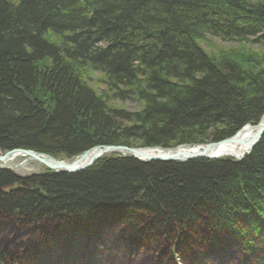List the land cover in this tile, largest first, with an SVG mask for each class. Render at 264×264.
I'll list each match as a JSON object with an SVG mask.
<instances>
[{"label":"trees","instance_id":"1","mask_svg":"<svg viewBox=\"0 0 264 264\" xmlns=\"http://www.w3.org/2000/svg\"><path fill=\"white\" fill-rule=\"evenodd\" d=\"M209 37L264 44V0H0V151L174 149L258 124L264 54L214 56ZM0 264H264V135L242 161L0 170Z\"/></svg>","mask_w":264,"mask_h":264},{"label":"water","instance_id":"2","mask_svg":"<svg viewBox=\"0 0 264 264\" xmlns=\"http://www.w3.org/2000/svg\"><path fill=\"white\" fill-rule=\"evenodd\" d=\"M247 127H252L257 129V134L255 138L252 141H249L250 148L249 151L242 157L237 158L231 155H226V156H211L209 154L210 148L212 147H220V146H226L230 144H237L241 143V140L238 138L239 133L244 130ZM239 133H237L234 137L226 139L222 142L219 143H214V144H209V145H200L198 147H203L202 151L199 153H193V154H188L184 156H179V155H174V156H147L142 154L140 149L136 148H128V147H122V146H103V147H98L95 149H92L90 151H95L92 157L87 160L86 162L82 163H74V164H65L64 162H60L59 160H56L55 158L37 153L34 151H25V150H13L11 152H8L4 155H0V169H6L7 167L1 166L2 163L7 162L9 158H11L14 154H19L22 156H26L29 161L33 162H38L40 164H44L48 167L49 170L55 172V173H67V174H75L81 171H84L90 167H92L97 161L103 158V156L107 154H114L117 153L120 157L126 158V157H133L137 158L138 160L141 161H146V162H152V161H159V162H170V161H176V162H189L195 159H208V160H220V159H225V158H231L236 161H242L247 157L248 155L251 154L255 146L260 142L261 138L264 135V115L260 122L253 126V125H247L242 129ZM181 147H186V146H180ZM177 148V149H178ZM154 149H161L163 151H169L173 149H163V148H154ZM90 151L83 153L82 155H86L90 153ZM28 161V162H29Z\"/></svg>","mask_w":264,"mask_h":264},{"label":"rangeland","instance_id":"3","mask_svg":"<svg viewBox=\"0 0 264 264\" xmlns=\"http://www.w3.org/2000/svg\"><path fill=\"white\" fill-rule=\"evenodd\" d=\"M203 48L207 51L208 54L217 56L218 54H235L239 55L242 52L246 53H259L264 54V44H254L251 42H223L215 38H207L204 43H202ZM240 56V55H239ZM88 84L100 95L112 101L113 105L117 108L124 109L129 113H136L139 110V102L134 99H129L126 101H120L112 97V92L109 91L107 80L99 72H89L88 75ZM111 104V103H110ZM262 119V118H261ZM257 125V124H256ZM255 126V125H253ZM209 145V144H208ZM200 146V145H199ZM205 146V145H204ZM0 151V155H4ZM24 158H18L15 162V165L18 167V172L13 173L20 177H27L34 174L45 173L46 168L43 165H40L36 162H30L24 164Z\"/></svg>","mask_w":264,"mask_h":264},{"label":"bare ground","instance_id":"4","mask_svg":"<svg viewBox=\"0 0 264 264\" xmlns=\"http://www.w3.org/2000/svg\"><path fill=\"white\" fill-rule=\"evenodd\" d=\"M256 134H257V129L252 128V127H247L244 130H242L238 135V138L241 140V143L230 144V145L220 146V147H212V148H210L209 154L211 156L231 155V156L240 158V157L244 156L249 151V148H250L249 141H252L255 138ZM122 147H126V146H122ZM96 148H98V147H96ZM128 148H130V147H128ZM136 149H140L141 150L140 152L144 155H147V156H174V155L184 156V155H188V154L199 153L202 151L203 147H198V146L181 147V148L173 149V150H169V151H163L161 149H147V148H136ZM16 150H22V149H16ZM25 151H30V150H25ZM94 152L95 151L93 150V151H90V153H88L86 155L81 154V155L74 157V158H71V159H56V160H59L60 162H64L65 164H74V163H79V162H81V164H82V163L86 162L87 160H89L92 157V155L94 154ZM6 153H8V152H5V154ZM112 155H116V156L120 157L117 153H114V154H107V155L103 156V158L108 157V156H112ZM18 158H24V162H23L24 164L33 162V161H29V159L26 156L14 154L11 158L8 159L7 162L2 163L1 166L7 167L6 169H10L14 173H16V172H18V167L15 165V162L17 161ZM120 158H122V157H120ZM126 158H128V157H126ZM131 158H133V157H131ZM40 165H43L46 169H48V167L46 165H44V164H40ZM49 171H51V170H49ZM51 172H53V171H51Z\"/></svg>","mask_w":264,"mask_h":264}]
</instances>
